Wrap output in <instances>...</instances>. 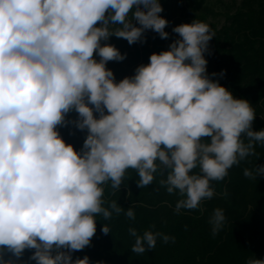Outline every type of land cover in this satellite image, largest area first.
I'll use <instances>...</instances> for the list:
<instances>
[{
	"label": "clouds",
	"instance_id": "obj_1",
	"mask_svg": "<svg viewBox=\"0 0 264 264\" xmlns=\"http://www.w3.org/2000/svg\"><path fill=\"white\" fill-rule=\"evenodd\" d=\"M162 10L159 0H0V264H14L4 251L18 259L26 249L36 264H89L71 253L90 245L97 215L108 220L123 210L116 201L104 207L105 184L119 189L134 169L143 188L166 172L160 185L178 191L176 212L197 209L214 196L212 181L264 144V129L252 130L251 104L206 72L215 36L207 23L175 26L180 38L168 50L115 80L106 65L125 55L101 41L114 35L131 45L149 29L167 39ZM72 111L77 119L67 121ZM69 123L87 130L80 151L57 130ZM261 174L264 165L244 170ZM125 215L135 219L131 208ZM224 221L217 208L213 234ZM129 234L137 254L170 239Z\"/></svg>",
	"mask_w": 264,
	"mask_h": 264
},
{
	"label": "trees",
	"instance_id": "obj_2",
	"mask_svg": "<svg viewBox=\"0 0 264 264\" xmlns=\"http://www.w3.org/2000/svg\"><path fill=\"white\" fill-rule=\"evenodd\" d=\"M159 3L163 9L159 15L168 21L164 29L169 34L167 39L149 29L141 41L131 45L114 35L101 41L102 45H114L125 55L123 61H109L106 65L115 80L133 76L138 66L149 63L152 53L168 50L180 38L172 31L175 26L201 21L215 33L204 53L207 74L235 98L251 104L256 114L253 131L264 129V0L218 2V12L208 8L206 0H159ZM77 116L72 111L66 120L74 121ZM57 130L65 143L80 151L87 130L81 131L71 123ZM261 165H264V144L258 142L254 155L233 165L223 180L211 182L212 198L202 200L197 209H181L179 213L175 210L181 199L178 191L169 194L166 186L160 185L166 172L158 171L150 185L140 188L137 172L128 169L119 189L111 188L110 182L103 186L104 207L116 201L123 210L119 215L113 213L108 220L97 215L90 245L73 251L71 258L74 261L88 256L89 264H247L250 259H264V174L256 179L244 175L245 169L254 170ZM194 171L199 172V168ZM128 208L134 211V220L125 215ZM217 208L223 210L225 221L213 234L209 221ZM103 225L109 227L110 233L102 232ZM130 228H135L138 234L152 230L170 239L165 243L158 237L153 249L137 254L131 251L135 238L129 234ZM33 251L24 250L18 259L4 251L2 259H11L14 264H36L30 259Z\"/></svg>",
	"mask_w": 264,
	"mask_h": 264
},
{
	"label": "rangeland",
	"instance_id": "obj_3",
	"mask_svg": "<svg viewBox=\"0 0 264 264\" xmlns=\"http://www.w3.org/2000/svg\"><path fill=\"white\" fill-rule=\"evenodd\" d=\"M230 0H206V6L218 12L220 10L219 3L228 4Z\"/></svg>",
	"mask_w": 264,
	"mask_h": 264
}]
</instances>
